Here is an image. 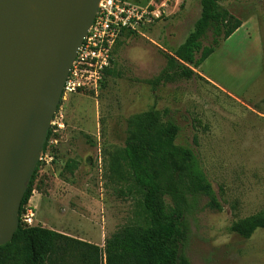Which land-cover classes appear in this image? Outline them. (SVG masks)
<instances>
[{"label":"rangeland","instance_id":"obj_1","mask_svg":"<svg viewBox=\"0 0 264 264\" xmlns=\"http://www.w3.org/2000/svg\"><path fill=\"white\" fill-rule=\"evenodd\" d=\"M163 3L158 21L119 38L113 74L97 95L63 96L65 128L50 141L53 162L40 169L29 201L35 226L104 247L137 222L138 195L122 153L127 120L155 109L179 126L177 144L195 151L222 205L213 210L207 198L189 197L182 246L189 264H264V229L249 238L232 230L236 221L264 213V0H221L242 27L192 79L174 74L155 86L202 12L201 0ZM70 160L78 163L72 174L65 171Z\"/></svg>","mask_w":264,"mask_h":264},{"label":"trees","instance_id":"obj_2","mask_svg":"<svg viewBox=\"0 0 264 264\" xmlns=\"http://www.w3.org/2000/svg\"><path fill=\"white\" fill-rule=\"evenodd\" d=\"M220 1L201 0L202 12L194 30L170 57L166 68L154 80L155 86L167 82L174 74L192 79L196 76L194 69L242 27V21ZM209 38L210 43L205 46L203 42ZM112 74L110 66L105 70L100 90ZM61 104L62 100L56 112ZM127 126L122 153L138 195L137 222L111 235L104 247L42 226H25L22 214L33 196L40 169L45 166L39 161L20 207L19 227L12 241L0 246V264H68L70 258L78 259L80 264H189L182 253L184 221L192 207L189 197L207 198L213 210L221 211L222 205L195 151L177 144L180 128L176 123L164 121L161 112L151 109L130 117ZM54 135L50 128L42 154L48 152ZM77 167L78 163L70 160L65 171L72 174ZM259 229H264V213L236 221L232 226L234 232L245 238Z\"/></svg>","mask_w":264,"mask_h":264},{"label":"water","instance_id":"obj_3","mask_svg":"<svg viewBox=\"0 0 264 264\" xmlns=\"http://www.w3.org/2000/svg\"><path fill=\"white\" fill-rule=\"evenodd\" d=\"M101 0H0V246L12 241L28 182Z\"/></svg>","mask_w":264,"mask_h":264},{"label":"built area","instance_id":"obj_4","mask_svg":"<svg viewBox=\"0 0 264 264\" xmlns=\"http://www.w3.org/2000/svg\"><path fill=\"white\" fill-rule=\"evenodd\" d=\"M159 1L154 0L150 6L141 8L124 0H101L93 25L71 67L63 96L97 95L105 77V70L111 66L117 41L125 31L140 33L146 25L165 15L162 9L166 4L158 5ZM152 5L156 6L152 8ZM51 128L54 133L65 128L62 112L55 113ZM40 162L49 165L53 162V157L47 153L42 154ZM35 211L30 202L25 206L21 218L25 226H35Z\"/></svg>","mask_w":264,"mask_h":264}]
</instances>
